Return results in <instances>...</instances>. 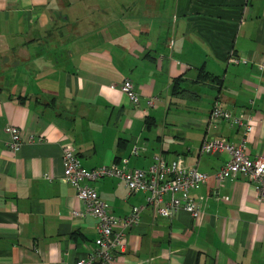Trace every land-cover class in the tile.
<instances>
[{"label":"crops","instance_id":"obj_1","mask_svg":"<svg viewBox=\"0 0 264 264\" xmlns=\"http://www.w3.org/2000/svg\"><path fill=\"white\" fill-rule=\"evenodd\" d=\"M263 59L264 0H0V264L95 254L96 218L61 181L64 142L87 169L122 158L147 168L160 156L213 174L228 153L201 143L244 137L211 118L218 103L250 119L246 153L264 158ZM8 125L22 134L16 152ZM92 186L116 216L144 206L112 264H264V201L244 174L192 189L195 219L157 215L115 177Z\"/></svg>","mask_w":264,"mask_h":264},{"label":"built area","instance_id":"obj_2","mask_svg":"<svg viewBox=\"0 0 264 264\" xmlns=\"http://www.w3.org/2000/svg\"><path fill=\"white\" fill-rule=\"evenodd\" d=\"M233 63H246V59L232 58ZM258 69L264 71V59L257 63ZM120 90L133 104L139 100L130 79H123L119 85ZM153 99L147 100V105L152 106ZM213 119L226 121L230 126L244 129V137L237 143H232L226 138H210L200 145V152L215 154L222 151L228 153V160L222 168L213 174L202 172L185 163L182 157H177L171 162H165L160 156L147 168L126 167L127 158H122V165L112 163L100 165L91 169L85 168L77 159L70 142L61 145L62 175L61 181L70 184L78 199L86 208V212L96 218L97 237L94 240L95 254L86 258H78L72 264H94L99 260L101 264H112L115 256L125 250V231L136 226L144 206H134L131 212L124 217H119L109 211V206L99 197L93 188V182L104 177H115L121 180L129 193L143 192L145 205L150 206L157 215L170 219L180 210L186 211L192 219L197 218L200 208L197 202L190 197V191L210 178L219 183L234 178L237 174H244L254 186L260 201H264V158L251 159L246 153V135L252 130L249 118L243 114H234L215 103L210 111ZM8 132V148L16 152L22 146V134L15 125L6 127ZM132 154H137L134 147ZM74 216L83 215L74 211ZM61 264H67L62 262Z\"/></svg>","mask_w":264,"mask_h":264}]
</instances>
